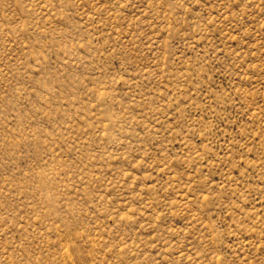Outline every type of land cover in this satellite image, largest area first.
Segmentation results:
<instances>
[{"label":"rangeland","instance_id":"rangeland-1","mask_svg":"<svg viewBox=\"0 0 264 264\" xmlns=\"http://www.w3.org/2000/svg\"><path fill=\"white\" fill-rule=\"evenodd\" d=\"M0 264H264V0H0Z\"/></svg>","mask_w":264,"mask_h":264}]
</instances>
